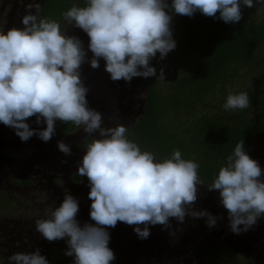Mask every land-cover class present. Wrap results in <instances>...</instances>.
<instances>
[{"label": "clouds", "instance_id": "obj_1", "mask_svg": "<svg viewBox=\"0 0 264 264\" xmlns=\"http://www.w3.org/2000/svg\"><path fill=\"white\" fill-rule=\"evenodd\" d=\"M241 4L251 7L254 0H83L61 16L65 24L86 33L91 67L98 66L100 57L110 79L128 81L153 75L157 70L149 64L150 58L157 54L163 58L174 48L168 9L189 16L199 11L234 23L240 19ZM25 7L34 11L21 15L22 27H0V122L11 126L22 141L33 133L47 141L54 133L55 119L70 121L85 133H97L90 136L76 167L78 175L87 177L88 215L95 223L79 224L77 201L65 193L47 216L34 221L35 230L47 240L66 237L63 251L73 257L72 264H110L114 254L103 226H114L118 220L132 225L138 238L148 236L149 224L166 225L169 217L182 221L186 212L204 216L206 225L213 226V214L185 207L196 199V184L203 183L197 174L198 162L182 157L177 148L158 158L129 139L125 125L101 126L100 113L87 107V89L79 77L85 59L81 40L65 34L57 20L39 16L38 0ZM157 76L162 79V71ZM248 106V93L243 90L228 91L221 104L224 110ZM33 115L36 124L43 118L44 127H29L26 118ZM75 131L59 133L70 138ZM56 145L61 152H69L64 142ZM261 173L239 139L206 184L218 190L234 233L264 216ZM7 259L12 264H49L37 249L16 251Z\"/></svg>", "mask_w": 264, "mask_h": 264}, {"label": "rangeland", "instance_id": "obj_2", "mask_svg": "<svg viewBox=\"0 0 264 264\" xmlns=\"http://www.w3.org/2000/svg\"><path fill=\"white\" fill-rule=\"evenodd\" d=\"M14 3H20V0H0L2 29L9 24V14L13 11ZM244 15L247 20L264 19V0H256ZM176 26L171 16V34L176 31ZM61 29H64L65 34L75 35L81 40L85 57L92 56L87 48L88 37L83 30L71 23L65 24L64 19ZM180 56L187 58L180 51L174 52L173 48L163 58L158 54L152 57L156 74L162 71V79L157 77L163 90L168 89L166 87L171 82L169 78H173L174 72L181 70L184 62L179 59ZM261 63L264 66V61ZM246 75L249 78L251 74ZM238 78L240 80L237 83L240 85L248 81L243 74ZM106 81L108 84L113 83L115 90L112 91L134 92L136 101L144 103L145 93L139 86L138 76L125 81L123 78L110 79L108 75ZM26 122L31 128L44 127L43 118L36 124L34 115L27 117ZM74 134L68 139L64 137L67 139L65 144L72 147L74 157H81L79 155H82L90 136H96L97 133H85L79 127ZM52 137L43 141L33 133L22 141L11 126L0 122V264H12L7 257L16 251L37 249L49 264H57V259L65 256L63 250L67 247L66 237L47 240L34 228V221L47 216L65 193L77 201V222L81 225L85 222L95 223L88 215L90 198L87 196V177L74 184L70 175L60 172L55 177L45 167L49 165L47 160L53 158L52 153L56 152ZM255 153L258 157L256 161L262 169L260 179L264 180V143L256 146L253 151ZM59 155L66 156L61 151ZM36 159L41 161L40 166L35 165ZM21 164L27 167L22 170L19 167ZM72 172H76V169H72ZM25 180L28 183H23ZM202 182L196 184V199L185 207L204 209L213 214L216 217L213 226L206 225L204 216H193L186 212L182 221L169 217L166 225L149 224L148 236L138 238L132 225L118 220L114 226H103L109 233L107 243L114 254L110 264H264V219L257 217L255 223L246 230L232 232L228 226L227 210L219 203L218 190L210 189L206 185L208 182ZM216 247L221 252L219 259H207L206 248L215 250Z\"/></svg>", "mask_w": 264, "mask_h": 264}, {"label": "trees", "instance_id": "obj_3", "mask_svg": "<svg viewBox=\"0 0 264 264\" xmlns=\"http://www.w3.org/2000/svg\"><path fill=\"white\" fill-rule=\"evenodd\" d=\"M73 3L82 5L83 0H43L38 15L53 18L61 26L62 11ZM249 8L241 4L240 19L234 23L199 11L189 16L170 10L177 24L172 34L174 52L180 51L187 58L180 56L184 63L169 78L167 90L161 88L156 72L138 76L145 93L143 110L126 136L158 158L179 149L182 157L198 162L197 174L208 183L239 139L243 150L255 160L258 157L253 151L264 143V19L247 20L244 13ZM149 64L155 68L152 57ZM241 74L248 81L240 85ZM242 90L248 93L247 108L221 107L228 91ZM75 127L70 121H60L56 130L69 133ZM78 178L75 174L72 180ZM205 252L207 259L221 255L218 247L206 248ZM72 261L71 255H65L57 264Z\"/></svg>", "mask_w": 264, "mask_h": 264}, {"label": "flooded vegetation", "instance_id": "obj_4", "mask_svg": "<svg viewBox=\"0 0 264 264\" xmlns=\"http://www.w3.org/2000/svg\"><path fill=\"white\" fill-rule=\"evenodd\" d=\"M30 2L31 0H20V3L13 4V11L10 12L11 14H9V24L7 25L5 30L9 27H22V24L20 22L21 15H23L26 11H34V9L32 8L25 7V5L29 4ZM38 2L40 3L41 9L43 0H38ZM97 61L98 66L91 67L88 63V57H85V59L79 66L80 80L87 89L85 93L87 107L92 108L100 113L101 126L108 127L114 126L116 123H121L126 126L127 131V129L130 128L140 117L143 109V104L140 101L138 102V100L136 101L134 92L127 93L112 91L114 89V86L113 83L108 84V82L106 81L109 73L103 67L104 62H102V59L100 57H97ZM110 87H112V89H110ZM60 121L61 120L59 119L54 120V133L52 135V138L54 140L53 143H55L56 146V152L52 153L53 158L51 160H47V162H49V165L45 167L49 168L54 173L55 177L59 176L60 172H63L67 175H70L72 179V177L77 174L76 172L73 173L72 169H76L77 164L80 161V157H74L75 155L73 154V149L71 146H69V152L67 154L61 152V154H65L66 156L59 155L60 150L57 148L56 142L62 141L66 143L65 141L68 139H64L63 134L59 133L56 130V127ZM77 128L79 127L76 126L74 131L77 130ZM57 151H59V153ZM40 163L41 161L39 159L35 160L36 166H40ZM36 166H33V168H35ZM19 167L23 170L27 167V165L21 164L19 165ZM69 179L70 177L68 176L67 180ZM83 179L85 180L86 176L79 175V178L73 182H75L74 184H76L78 181H83Z\"/></svg>", "mask_w": 264, "mask_h": 264}]
</instances>
